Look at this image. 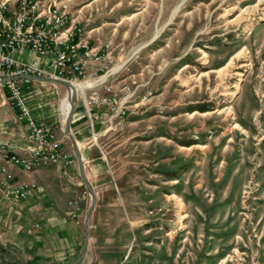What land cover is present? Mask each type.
<instances>
[{
    "label": "rangeland",
    "instance_id": "obj_1",
    "mask_svg": "<svg viewBox=\"0 0 264 264\" xmlns=\"http://www.w3.org/2000/svg\"><path fill=\"white\" fill-rule=\"evenodd\" d=\"M55 2L66 9L72 31L79 29L76 39L105 55L73 84L106 76L78 94L89 121L104 133L105 162L125 208L115 241L89 247L79 264H264V0ZM104 22L113 52L108 42L90 48L83 34L87 25ZM173 54L187 65L179 74L166 59ZM132 61V73L148 68L156 80L137 105L131 101L135 84H119ZM106 86L123 115L106 114L99 124L84 102ZM122 86L129 87L127 97ZM35 89L36 95L33 88L23 90L29 115L31 107L58 115L66 90L52 83ZM0 106L19 116L2 93ZM49 126L69 147L62 153L73 158L69 177L62 168L61 176L79 183L89 198L78 173L69 170L76 161L56 129L63 127L61 118ZM88 239L89 225L86 247ZM35 250L29 234L0 228V264H43Z\"/></svg>",
    "mask_w": 264,
    "mask_h": 264
},
{
    "label": "crops",
    "instance_id": "obj_2",
    "mask_svg": "<svg viewBox=\"0 0 264 264\" xmlns=\"http://www.w3.org/2000/svg\"><path fill=\"white\" fill-rule=\"evenodd\" d=\"M107 24L104 22L87 25L83 34L88 39L90 48L98 49L103 43L108 42L112 49L111 52H113L111 41L105 40L103 36V32L107 30L105 27ZM119 24H121V21L114 24L117 26L111 29L112 32L117 31ZM155 36L154 34L147 42L137 47L141 49L150 43L153 38H156ZM169 44L173 48L175 43ZM11 56L16 61L29 65L43 63L41 59L34 57L28 51H23L22 53L13 52ZM23 56L28 59L26 61L22 60ZM182 56L173 54L166 57V59H169L170 65L177 66L176 71L178 74L187 66L186 63H180ZM132 65L133 61L128 63L127 66H130L131 73L122 77L119 84L121 82H133L135 84V93L131 101L137 105L146 98L147 87L152 81L156 80L152 79L153 75L148 68L132 73L134 72ZM145 67H148V65ZM170 77H177V75ZM102 78L74 83L73 85L78 87L80 84L100 81ZM41 84L45 83L31 81L25 88H33L32 92L36 95L39 92L35 88H39ZM84 89L76 88L77 93L80 94L83 93ZM95 90L102 92V87H98ZM66 97L65 92L58 104V115L49 110L36 113L34 112L35 110L32 111L33 108L31 107L28 108L32 115L30 116L35 122H42L37 121L39 118L45 120L47 123H44L48 126L59 122L60 118L61 122H63L62 103ZM80 99L82 98L78 94L69 123V131L80 151L84 175L90 183L96 199L95 206L88 219L89 239L84 259L89 247L95 249L99 243L105 244L115 241L117 228L122 226L124 222L121 214V208H124V203L122 202L121 193H119L121 188L113 185L107 163L105 162V152L101 146L104 144L101 142L104 133L99 125L89 121ZM26 128L23 119L17 115L15 116L13 110L0 106V144H6L13 152L19 155H26V149L32 147V144L23 138ZM56 129L62 132L61 126H57ZM67 146L61 139L59 150L66 152L67 148H69ZM60 168L61 164L37 165L33 171L25 173L16 166H7V172L15 181L26 182L35 188H32L28 196L16 205L4 202L0 197V228L5 227L7 230L11 229L12 232L32 236L36 248L35 258L39 263L43 264H67L74 260L82 243V217L89 204V198L84 193L83 187L77 182H67L61 176ZM69 170L73 174L76 173V165L70 167ZM74 200L76 201L75 206H70L69 202ZM75 208H77L78 212L75 217H72Z\"/></svg>",
    "mask_w": 264,
    "mask_h": 264
},
{
    "label": "built area",
    "instance_id": "obj_3",
    "mask_svg": "<svg viewBox=\"0 0 264 264\" xmlns=\"http://www.w3.org/2000/svg\"><path fill=\"white\" fill-rule=\"evenodd\" d=\"M68 20L66 9L55 0H0V93L23 118L27 127L25 138L32 144L26 149V155H19L6 144H0V197L12 205L25 199L34 187L14 181L6 171L7 165L29 173L37 165L61 164L62 175L69 177L67 168L73 158L59 151L60 141L50 126L32 119L23 97V89L32 81L30 76L72 83L83 75L89 63L105 58L101 52L89 49L83 39H76L75 32L80 31H72L71 25H67ZM23 51L32 53L43 63L29 65L12 58L13 52ZM120 91L127 97L129 87L122 86ZM91 95L84 104L88 116L97 123L104 124L106 114L109 118L123 115L121 101L110 86L104 87L100 95L95 92ZM75 203L71 201L69 205ZM72 217H75L74 212Z\"/></svg>",
    "mask_w": 264,
    "mask_h": 264
},
{
    "label": "water",
    "instance_id": "obj_4",
    "mask_svg": "<svg viewBox=\"0 0 264 264\" xmlns=\"http://www.w3.org/2000/svg\"><path fill=\"white\" fill-rule=\"evenodd\" d=\"M29 78L32 81H39V82L56 84V85L62 86L66 90V96H67V100H68V111H67L65 118H64V121H63L62 134L69 141L72 154H73L75 161H76L77 173H78L79 180L89 195V205H88V207L84 213V217H83V229H84L83 242H82V245L80 247V250L78 252L76 259L72 263H70V264H79L83 255H84V252H85V247H86V243H87L88 219H89V216H90V214H91V212L95 206V194H94V191H93L91 185L89 184V182L87 181V179L84 175L83 161H82L79 149L77 147L75 139L73 138V136L70 134V131H69V123H70V119H71V116H72V113L74 110V106H75V102H76V92L70 83L63 81V80L49 78V77H32V76H30Z\"/></svg>",
    "mask_w": 264,
    "mask_h": 264
},
{
    "label": "bare ground",
    "instance_id": "obj_5",
    "mask_svg": "<svg viewBox=\"0 0 264 264\" xmlns=\"http://www.w3.org/2000/svg\"><path fill=\"white\" fill-rule=\"evenodd\" d=\"M115 69V68H114ZM106 76H104L100 81H103L105 79ZM99 80V79H98ZM100 81H95V82H100ZM95 82H92V83H86V84H81V85H78V88L79 89H84V88H89L91 87ZM72 87L74 88L75 92H76V95L78 94L77 93V90L75 88V86L73 85V82L71 83ZM68 111V100L65 99L62 103V112H63V118H65V115Z\"/></svg>",
    "mask_w": 264,
    "mask_h": 264
}]
</instances>
